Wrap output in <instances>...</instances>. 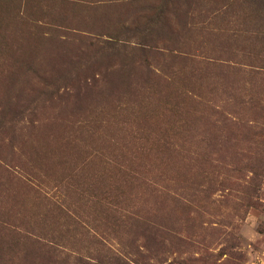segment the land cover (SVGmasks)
<instances>
[{
    "label": "rangeland",
    "instance_id": "rangeland-1",
    "mask_svg": "<svg viewBox=\"0 0 264 264\" xmlns=\"http://www.w3.org/2000/svg\"><path fill=\"white\" fill-rule=\"evenodd\" d=\"M0 264H264V0H0Z\"/></svg>",
    "mask_w": 264,
    "mask_h": 264
}]
</instances>
